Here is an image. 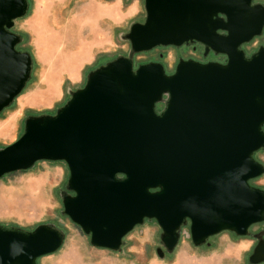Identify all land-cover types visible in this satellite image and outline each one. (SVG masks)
<instances>
[{"label": "water", "instance_id": "obj_1", "mask_svg": "<svg viewBox=\"0 0 264 264\" xmlns=\"http://www.w3.org/2000/svg\"><path fill=\"white\" fill-rule=\"evenodd\" d=\"M143 4L144 19L126 33L129 55L91 70L54 113L27 116L17 139L0 148V179L39 161L64 162L62 213L96 248L119 250L146 219L160 227L167 252L185 226L195 246L223 231L246 236L264 221V188L251 182L264 174L255 157L264 149V46L248 56L241 46L262 35L264 4ZM28 7V0H0V112L31 76L32 57L12 31ZM191 43L225 60L180 59L171 73L159 62L134 67V54ZM64 239L50 224H0V264H38ZM249 261L263 262L264 251Z\"/></svg>", "mask_w": 264, "mask_h": 264}, {"label": "rangeland", "instance_id": "obj_2", "mask_svg": "<svg viewBox=\"0 0 264 264\" xmlns=\"http://www.w3.org/2000/svg\"><path fill=\"white\" fill-rule=\"evenodd\" d=\"M28 1L26 15L15 20L12 31L22 39L17 48L30 53L32 71L24 90L0 112V148L17 139L27 116L54 113L69 99L71 91L84 84L91 70L118 56L129 55L130 44L126 33L132 23L142 21L145 17L143 0H121L119 5H114L121 15L117 26H113L111 18L103 13L110 15L113 4L118 3V0H40L42 5L51 3L49 13L42 15L39 12L34 26H28L26 22L33 16L35 6L34 0ZM253 1L264 4V0ZM131 11L132 14H129ZM36 26L41 33L42 42L48 40V46L55 49L49 54L54 58L53 61L51 58H38L39 53L35 48ZM48 30L53 33L50 38H45L43 34ZM106 32L113 34L115 46L109 51H96L94 61L83 67L80 82L71 84L66 75L74 76L76 70L84 65L88 56L86 43L102 37ZM260 46H264V29L261 36L241 47L248 56ZM83 50L87 55H81ZM69 54L72 55L68 56ZM66 57L69 58L62 64ZM185 58L204 61L223 59L220 54L213 52L203 56V47L191 43L178 47L158 46L134 54L133 62L134 67L147 62H159L167 73H171L177 62ZM73 59H76L74 71L73 68H68L73 67ZM60 77L64 78L61 85L62 96L47 108L45 98L48 99L56 92V83L60 81ZM47 83L52 87V93L48 91ZM31 99L36 100V103L42 102L43 105L39 103L36 107L28 106V100ZM159 105L160 103L156 105V110ZM255 157L264 163V149L259 150ZM67 178L68 168L64 162L39 161L30 169L12 172L0 179V224L27 230L39 224H50L65 233L60 249L37 258L38 264H252L247 257L254 238L264 233L263 222L252 227L246 236L223 231L204 244L195 246L190 240L188 228L183 227L177 246L173 251L167 252L160 240V227L155 220L146 219L123 238L119 250L96 248L89 243V237L62 213L61 198L67 192ZM251 182L264 187V174ZM157 247L163 249L162 257L157 255Z\"/></svg>", "mask_w": 264, "mask_h": 264}, {"label": "crops", "instance_id": "obj_3", "mask_svg": "<svg viewBox=\"0 0 264 264\" xmlns=\"http://www.w3.org/2000/svg\"><path fill=\"white\" fill-rule=\"evenodd\" d=\"M35 2V6H34V10H33V16L31 18L28 19V21L26 22V25L28 26H34V24L36 23V17L38 16V13H42V15H47L49 13L50 10V6L51 3L47 2V4H40V0H34ZM121 2V0H118V3L113 4V9L112 12H110V15L108 14H104V16H108V18H111L112 22H113V26H117L119 24V20L121 19V15L119 14V11L115 9L114 5H119ZM111 7V6H109ZM112 8V7H111ZM108 12L110 11L109 9L107 10ZM132 14V11L131 13ZM41 15V16H42ZM30 29V28H29ZM27 29V30H29ZM53 32L48 30L45 31L43 36H45V38L49 37ZM111 32H106V34H102V37H97L96 39H91L86 43V48L88 50V56L86 58V61L83 63L84 65L81 66L79 69L76 70V73L74 76H70L69 74L66 75L67 80L71 83V84H78L81 80L82 77V69L84 66L86 65H90L94 59H95V53L97 52H102V51H109L111 48H113L115 46V42H114V36L113 34L110 35ZM35 48L39 53L38 58H43V59H52L51 61H53V57H51L49 54L53 53V51L55 49H53L51 46H48V40L45 41L44 43L41 40V33L38 31V26H36V43H35ZM81 53V55L85 56L86 51L83 50ZM72 54H69L68 56H71ZM76 55V54H74ZM69 58V57H68ZM67 57L64 58V61H62V64H64L66 62V60L68 59ZM75 60L73 59L72 63H73V67H68L70 69L73 68V71L75 68ZM50 65V63H49ZM66 68V67H65ZM64 78L60 77V81L58 83H56V92H54V94H52L48 99L45 98L47 105H45V107L49 108L56 100H58L61 96H62V90H61V85H62V80ZM54 80V79H53ZM54 83V81H53ZM47 89L48 91H50L52 93V87H50L49 83H47ZM39 103L42 102H38L36 103V100H28V106L31 107H36L39 105ZM43 105V103H42Z\"/></svg>", "mask_w": 264, "mask_h": 264}, {"label": "flooded vegetation", "instance_id": "obj_4", "mask_svg": "<svg viewBox=\"0 0 264 264\" xmlns=\"http://www.w3.org/2000/svg\"><path fill=\"white\" fill-rule=\"evenodd\" d=\"M255 2V1H254ZM196 44H198V45H201V44H199V43H196ZM202 46V45H201ZM203 47V46H202ZM211 52V51H210ZM209 52V53H210ZM222 57H223V59L222 60H220V61H224L225 60V56L224 55H221ZM188 58H191V57H188ZM188 58H185V59H188ZM192 59H194V60H198V61H201V62H206V61H204V60H200V59H195V58H192ZM164 105H165V103L164 102H162V103H160V105H159V108H158V112H160L163 108H164ZM257 153V152H256ZM253 181V180H252ZM261 188H264V187H261ZM264 222V221H263ZM263 222H261V223H257V224H254V225H252L251 227H250V229H249V231H251V229H252V227H254V226H259V225H261ZM185 227H187V226H185ZM227 232H229V231H227ZM230 233H232V234H234L233 232H230ZM241 237H243V236H241ZM256 249V251H257V253H259V252H261V251H264V233L262 234V235H259L257 238H254V243H253V245H252V248H251V251H250V253H249V256H251V254L253 253V251ZM259 254H257V256H258ZM249 256L247 257L248 258V261H249ZM254 257H256V255L254 256ZM250 262V261H249ZM264 262V261H263ZM251 263V262H250ZM262 263V262H261Z\"/></svg>", "mask_w": 264, "mask_h": 264}]
</instances>
